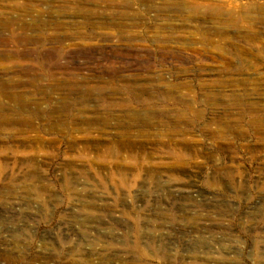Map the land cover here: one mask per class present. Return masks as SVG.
I'll list each match as a JSON object with an SVG mask.
<instances>
[{
	"label": "rangeland",
	"instance_id": "374dc122",
	"mask_svg": "<svg viewBox=\"0 0 264 264\" xmlns=\"http://www.w3.org/2000/svg\"><path fill=\"white\" fill-rule=\"evenodd\" d=\"M101 257L264 264V0H0V264Z\"/></svg>",
	"mask_w": 264,
	"mask_h": 264
},
{
	"label": "bare ground",
	"instance_id": "6f19581e",
	"mask_svg": "<svg viewBox=\"0 0 264 264\" xmlns=\"http://www.w3.org/2000/svg\"><path fill=\"white\" fill-rule=\"evenodd\" d=\"M11 254V253H10ZM10 254H8V255H5L4 256V259L6 260V262H8V263H16V262H18L19 260H20V262L21 261H24V258H19L20 256H18V257H13V255H10ZM140 255V254H139ZM23 257V256H22ZM53 257V256H52ZM52 257H50V258H52ZM26 260V259H25ZM36 260V259H35ZM87 260H89V259H87ZM210 260V259H209ZM50 261H51V259H50ZM77 261H79V262H84L83 260H77V259H72V260H70V264H79V262H77ZM89 261H92L93 262V264H96V263H98V264H113V263H115V260H113V258H107V260H106V258H104V257H101L100 258V260H98V262L95 260V258H93V259H91V260H89ZM44 263V262H43ZM31 264H33V262H31ZM119 264V263H118Z\"/></svg>",
	"mask_w": 264,
	"mask_h": 264
}]
</instances>
